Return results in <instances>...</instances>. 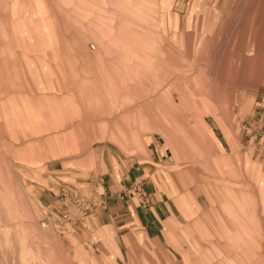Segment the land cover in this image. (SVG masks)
Wrapping results in <instances>:
<instances>
[{"label": "rangeland", "instance_id": "374dc122", "mask_svg": "<svg viewBox=\"0 0 264 264\" xmlns=\"http://www.w3.org/2000/svg\"><path fill=\"white\" fill-rule=\"evenodd\" d=\"M23 7L19 27L0 2V264H99L42 226L41 193L69 197L104 144L158 145L180 185L124 264H264V0Z\"/></svg>", "mask_w": 264, "mask_h": 264}, {"label": "crops", "instance_id": "0c3cea01", "mask_svg": "<svg viewBox=\"0 0 264 264\" xmlns=\"http://www.w3.org/2000/svg\"><path fill=\"white\" fill-rule=\"evenodd\" d=\"M33 0H0L8 11L3 15L22 24L25 3ZM181 18L178 11H170ZM27 16V15H26ZM31 17L32 15L29 14ZM17 26V28H18ZM177 29L181 30V19ZM20 33V29L14 32ZM94 165L84 176L75 180L70 177L69 197L59 198L56 191L42 192V202L49 208L48 214H61L75 198H88L105 193L109 203L98 208L82 222H62L54 225L55 231L74 252L99 264H124L134 244L160 238L167 230L166 223L175 216L174 188L180 187L173 172L165 166L168 160L158 145H152L148 157L138 159L118 152L109 144L100 145ZM144 179L149 194V207H143L135 198H122L136 179ZM177 186V187H176ZM87 196V197H86ZM64 199V200H63Z\"/></svg>", "mask_w": 264, "mask_h": 264}, {"label": "built area", "instance_id": "2783aa9c", "mask_svg": "<svg viewBox=\"0 0 264 264\" xmlns=\"http://www.w3.org/2000/svg\"><path fill=\"white\" fill-rule=\"evenodd\" d=\"M122 198H135L143 207H149V194L144 187V179H136L133 184L125 190ZM109 203L105 193H97L88 198H75L61 214H48L42 221V226L57 225L62 222H82L98 208H106Z\"/></svg>", "mask_w": 264, "mask_h": 264}]
</instances>
